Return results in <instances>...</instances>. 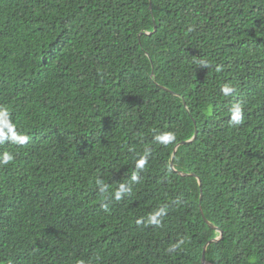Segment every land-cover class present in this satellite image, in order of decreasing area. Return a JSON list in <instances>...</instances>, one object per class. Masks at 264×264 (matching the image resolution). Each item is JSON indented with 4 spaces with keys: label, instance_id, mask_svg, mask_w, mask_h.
Wrapping results in <instances>:
<instances>
[{
    "label": "trees",
    "instance_id": "obj_1",
    "mask_svg": "<svg viewBox=\"0 0 264 264\" xmlns=\"http://www.w3.org/2000/svg\"><path fill=\"white\" fill-rule=\"evenodd\" d=\"M4 107L0 264H264V0H0Z\"/></svg>",
    "mask_w": 264,
    "mask_h": 264
},
{
    "label": "clouds",
    "instance_id": "obj_2",
    "mask_svg": "<svg viewBox=\"0 0 264 264\" xmlns=\"http://www.w3.org/2000/svg\"><path fill=\"white\" fill-rule=\"evenodd\" d=\"M200 63H201V66L207 67V64L205 62L201 61ZM217 71H219V68H217ZM233 91H234V89L228 85H224L221 88V92L225 96L231 95L233 93ZM230 112H231V121L234 124L238 125L242 122L243 119L244 120L248 119L247 109L242 108V106L238 103L234 104L231 107ZM0 123H3L4 127L7 128V134L0 131V143H3L5 141V139H11V141L13 143H18L21 145L26 144L28 142L29 137L27 135H19L16 133L15 125L11 123L10 113L8 112V109L6 107L0 108ZM154 139L161 144L167 145L168 143H171L175 140V134L171 133V132H167V133L156 135L154 137ZM12 159H13V156L11 154L5 152L2 154V156H0V164H8L10 161H12ZM145 162H146L145 158H141V160L138 162L137 167L142 168L144 166ZM136 179H137V176L134 174L132 176V180L135 181ZM97 183H101V182L97 181ZM125 190H126L125 186L121 185L120 190L116 193V199L117 200H119L121 198V194ZM165 214H166L165 209H160L158 212H156L155 214H153L152 216L149 217L148 222L151 224H159L160 223L159 217H161ZM138 223H139V221H138ZM222 234L219 238H216V239L220 240L222 237ZM212 240H210V241H212Z\"/></svg>",
    "mask_w": 264,
    "mask_h": 264
},
{
    "label": "water",
    "instance_id": "obj_3",
    "mask_svg": "<svg viewBox=\"0 0 264 264\" xmlns=\"http://www.w3.org/2000/svg\"><path fill=\"white\" fill-rule=\"evenodd\" d=\"M148 34V33H147ZM197 135H198V131L196 132V135H195V137L193 138V139H191L190 141H192V140H194V139H196V137H197ZM177 147H178V145L176 146V148H175V152H176V150H177ZM172 164H173V162H172ZM199 181H200V186H201V190H202V181L199 179ZM201 202H202V200H203V196H202V193H201ZM204 217H205V215H204ZM206 218V217H205ZM207 220V219H206ZM222 234V233H221ZM222 237H223V234H222ZM216 240H218V239H213L212 241H216ZM212 241H210L209 243H211ZM208 243V244H209ZM208 244L205 246V248H204V252H203V257H202V261H203V263L205 262V254H206V248H207V246H208Z\"/></svg>",
    "mask_w": 264,
    "mask_h": 264
}]
</instances>
